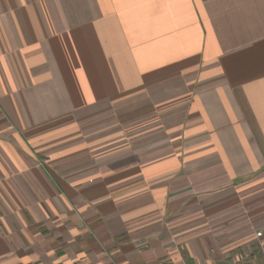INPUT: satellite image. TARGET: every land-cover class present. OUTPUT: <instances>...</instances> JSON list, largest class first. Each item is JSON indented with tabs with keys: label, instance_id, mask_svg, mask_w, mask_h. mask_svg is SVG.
I'll return each mask as SVG.
<instances>
[{
	"label": "crops",
	"instance_id": "1",
	"mask_svg": "<svg viewBox=\"0 0 264 264\" xmlns=\"http://www.w3.org/2000/svg\"><path fill=\"white\" fill-rule=\"evenodd\" d=\"M264 0H0V264H264Z\"/></svg>",
	"mask_w": 264,
	"mask_h": 264
},
{
	"label": "built area",
	"instance_id": "2",
	"mask_svg": "<svg viewBox=\"0 0 264 264\" xmlns=\"http://www.w3.org/2000/svg\"><path fill=\"white\" fill-rule=\"evenodd\" d=\"M255 237L258 239V240H261L264 242V234L263 232L259 231V232H256L255 233Z\"/></svg>",
	"mask_w": 264,
	"mask_h": 264
}]
</instances>
